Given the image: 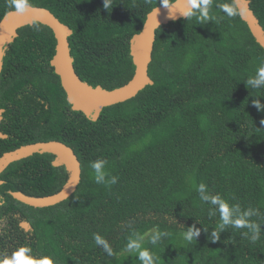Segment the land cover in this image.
<instances>
[{
    "label": "trees",
    "instance_id": "16d2710c",
    "mask_svg": "<svg viewBox=\"0 0 264 264\" xmlns=\"http://www.w3.org/2000/svg\"><path fill=\"white\" fill-rule=\"evenodd\" d=\"M174 0H171V2ZM48 8L72 29L68 37L73 66L81 80L112 89L134 72L129 40L154 7L169 0H28ZM213 0L210 16L199 11L159 26L148 74L153 80L135 96L102 108L92 119L73 110L50 65L55 51L52 30L39 22L17 29L0 71V156L20 145L60 140L75 151L81 179L65 200L32 207L10 191L29 195L56 192L67 178L54 154L35 153L11 162L1 173V256L22 246L55 264H141L136 238L156 264H264V85L246 84L264 64V49L240 15L229 17ZM0 0V19L10 9ZM264 29V0H250ZM102 159L115 184H97L90 163ZM226 199L239 216L258 225L253 242L248 228L219 223L218 206L202 200ZM26 219L32 229L23 230ZM199 230L191 242L190 227ZM159 235L156 245L153 236ZM99 233L110 255L97 245ZM14 240H20L17 243Z\"/></svg>",
    "mask_w": 264,
    "mask_h": 264
},
{
    "label": "water",
    "instance_id": "95a60500",
    "mask_svg": "<svg viewBox=\"0 0 264 264\" xmlns=\"http://www.w3.org/2000/svg\"><path fill=\"white\" fill-rule=\"evenodd\" d=\"M236 3L245 9L240 17L246 22L255 41L264 49V29L250 8V0H236ZM164 4L148 12L140 30L130 38L129 53L134 64V72L131 78L121 86L107 89L101 85L92 86L81 80L74 69V59L70 52L68 37L72 34V29L62 23L48 8L32 4H29V8L24 13H17L14 9H10L0 19V71L5 50L18 35L17 29L33 22L42 23L54 34L55 51L50 59V65L59 77L66 100L73 110H81L86 116L97 119L103 107L132 98L147 84L153 83L148 74V67L152 59L155 31L163 24L184 18L181 10L187 6L186 0L172 1V8ZM3 111L4 109L0 108V122ZM6 136L7 134L0 130V137ZM45 152L54 154L52 164L63 165L67 171V178L61 188L51 194L29 195L19 190L10 191L15 199L32 207L55 205L76 190L81 179V164L75 151L62 141L52 139L23 144L5 151L0 156L1 173L15 160ZM2 183L3 180L0 179V184ZM1 203L0 199V205ZM20 226L24 230L31 228L30 222L25 219L20 221ZM0 230H3L2 222H0Z\"/></svg>",
    "mask_w": 264,
    "mask_h": 264
},
{
    "label": "clouds",
    "instance_id": "9594fccd",
    "mask_svg": "<svg viewBox=\"0 0 264 264\" xmlns=\"http://www.w3.org/2000/svg\"><path fill=\"white\" fill-rule=\"evenodd\" d=\"M164 4V3H163ZM171 7V0L168 4H164ZM186 7L181 10L183 16L189 18L194 15L196 11H199L200 15L198 19L200 21H207L209 19H214L210 16V9L213 6V0H186ZM28 0H10L9 7L14 9L17 13H24L29 8ZM112 0H104L103 7L105 9H110L112 7ZM221 10L225 12L229 17L242 15L245 11L243 7H239L236 3V0H233L230 4L221 5ZM246 84L259 88L261 85H264V64L257 70L254 77H250L246 80ZM255 106L258 110H264V105H261L259 101H255ZM106 161L102 159H97L90 163V168L94 175V180L97 184H106L111 183L115 184L117 182V177L112 176L109 178L108 172L105 169ZM205 185L200 184L198 187L199 192L201 193L202 200H210L211 204L218 206L219 212V223L216 231L212 234V239H219V232L224 230L228 225H231L235 229L248 228L252 231L253 235L251 240L255 242L260 237V229L258 225L250 223L248 220L250 212L246 211L243 214L236 216L234 215L233 208L230 206L228 201L219 195L210 196L205 192ZM159 235L167 236V232L160 233L155 235L151 239L153 245L157 244ZM183 239L185 241L191 242L194 238L199 235V230L195 227H190L183 234ZM93 239L97 245H103L105 250L111 255L113 250L109 242L99 233L93 235ZM127 249H133L136 251L139 261L141 264H156L157 258L154 256L152 251L149 248L143 247L140 241L136 238H129L126 243ZM0 264H55L54 259L49 255L41 254L39 257H36L32 254V251L29 247L22 246L14 251L11 255L0 256Z\"/></svg>",
    "mask_w": 264,
    "mask_h": 264
},
{
    "label": "flooded vegetation",
    "instance_id": "af4514ba",
    "mask_svg": "<svg viewBox=\"0 0 264 264\" xmlns=\"http://www.w3.org/2000/svg\"><path fill=\"white\" fill-rule=\"evenodd\" d=\"M1 185V184H0ZM1 199V198H0ZM21 220H23V219H21ZM20 220V221H21ZM26 220V219H25ZM20 221H19V226H20ZM28 221V220H27ZM0 222H2L3 223V228H4V221H2L1 220V216H0ZM21 227V226H20ZM22 228V227H21ZM23 229V228H22ZM32 229V226H31V228L29 229V230H31ZM24 230V229H23ZM29 230H25V231H29ZM14 241H16L17 243H19L20 242V240H14ZM0 256H1V230H0Z\"/></svg>",
    "mask_w": 264,
    "mask_h": 264
},
{
    "label": "bare ground",
    "instance_id": "6f19581e",
    "mask_svg": "<svg viewBox=\"0 0 264 264\" xmlns=\"http://www.w3.org/2000/svg\"><path fill=\"white\" fill-rule=\"evenodd\" d=\"M174 7V6H173ZM172 8V7H171Z\"/></svg>",
    "mask_w": 264,
    "mask_h": 264
}]
</instances>
